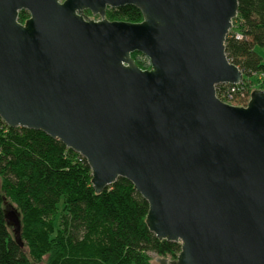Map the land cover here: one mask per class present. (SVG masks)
<instances>
[{
  "label": "water",
  "instance_id": "obj_1",
  "mask_svg": "<svg viewBox=\"0 0 264 264\" xmlns=\"http://www.w3.org/2000/svg\"><path fill=\"white\" fill-rule=\"evenodd\" d=\"M125 7L143 21L107 19ZM238 11L239 0H0V118L85 158L97 193L131 182L149 231L181 245L159 264H264V90L245 107L217 96L244 80L226 54ZM4 214L23 248L21 214L8 202Z\"/></svg>",
  "mask_w": 264,
  "mask_h": 264
},
{
  "label": "trees",
  "instance_id": "obj_2",
  "mask_svg": "<svg viewBox=\"0 0 264 264\" xmlns=\"http://www.w3.org/2000/svg\"><path fill=\"white\" fill-rule=\"evenodd\" d=\"M29 17L22 11L19 22ZM106 17L143 21L133 7L109 9ZM257 48L264 49V0H239L226 54L244 80L217 87L223 102L247 106L257 89L253 81L264 75ZM133 58L144 69L148 59L140 53ZM5 202L21 214L23 248L7 226ZM148 212V202L128 180L97 193L85 158L41 131L10 128L0 118V264H41L45 258L47 264H153L149 253L158 256L155 262L175 259L181 245L156 238Z\"/></svg>",
  "mask_w": 264,
  "mask_h": 264
},
{
  "label": "rangeland",
  "instance_id": "obj_3",
  "mask_svg": "<svg viewBox=\"0 0 264 264\" xmlns=\"http://www.w3.org/2000/svg\"><path fill=\"white\" fill-rule=\"evenodd\" d=\"M61 1H65V0H61ZM86 14H87V16H89L92 20H99V19H100L98 16L95 17V16H92V14H91V15H90L89 13H86ZM257 52H258V53L263 57V59H264V49H263V48H257ZM147 59H148V58H147ZM149 66H150V62H149V60H148L147 64L144 65V69L149 68ZM253 82H254L253 84L257 87V89H261V88H259L260 86L264 88V76H260V77L256 78ZM262 90H264V89H262ZM225 103L235 106L234 103H232V102H229V103H228V102H225ZM149 255L151 256L152 263H153V264L157 263V262H155V261H156V258H157L158 256H156V255H154V254H150V253H149ZM47 260H48V259L45 258V259H44V262L41 263V264H47Z\"/></svg>",
  "mask_w": 264,
  "mask_h": 264
},
{
  "label": "flooded vegetation",
  "instance_id": "obj_4",
  "mask_svg": "<svg viewBox=\"0 0 264 264\" xmlns=\"http://www.w3.org/2000/svg\"><path fill=\"white\" fill-rule=\"evenodd\" d=\"M86 13H89L91 15V13L89 11H87ZM87 15V14H86Z\"/></svg>",
  "mask_w": 264,
  "mask_h": 264
},
{
  "label": "bare ground",
  "instance_id": "obj_5",
  "mask_svg": "<svg viewBox=\"0 0 264 264\" xmlns=\"http://www.w3.org/2000/svg\"><path fill=\"white\" fill-rule=\"evenodd\" d=\"M61 2H63V1H61Z\"/></svg>",
  "mask_w": 264,
  "mask_h": 264
},
{
  "label": "built area",
  "instance_id": "obj_6",
  "mask_svg": "<svg viewBox=\"0 0 264 264\" xmlns=\"http://www.w3.org/2000/svg\"><path fill=\"white\" fill-rule=\"evenodd\" d=\"M262 76H264V75H262Z\"/></svg>",
  "mask_w": 264,
  "mask_h": 264
}]
</instances>
